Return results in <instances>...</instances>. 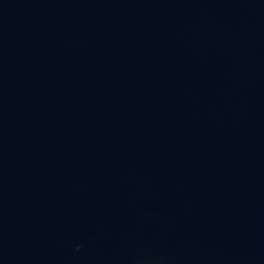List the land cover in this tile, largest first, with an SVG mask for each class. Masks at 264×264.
I'll use <instances>...</instances> for the list:
<instances>
[{
	"label": "water",
	"instance_id": "1",
	"mask_svg": "<svg viewBox=\"0 0 264 264\" xmlns=\"http://www.w3.org/2000/svg\"><path fill=\"white\" fill-rule=\"evenodd\" d=\"M0 264H264V0H0Z\"/></svg>",
	"mask_w": 264,
	"mask_h": 264
}]
</instances>
